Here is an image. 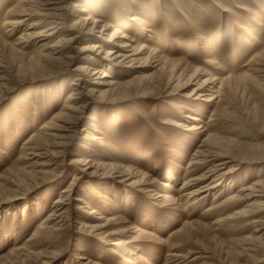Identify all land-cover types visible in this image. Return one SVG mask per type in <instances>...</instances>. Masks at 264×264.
<instances>
[{
	"label": "rangeland",
	"instance_id": "obj_1",
	"mask_svg": "<svg viewBox=\"0 0 264 264\" xmlns=\"http://www.w3.org/2000/svg\"><path fill=\"white\" fill-rule=\"evenodd\" d=\"M16 1L0 0V85L5 84L0 88V264H228L231 240L252 234L254 228L245 222L225 220L243 207L228 200L264 177V162L248 158L249 153L261 152L257 150L264 145V63L256 67L261 71L254 68L251 72L248 66L256 55L264 53V0H219L229 10L227 14L208 1L178 0L185 17L168 0H141L156 15L157 36H153L152 46H157L162 56L182 60L220 79L237 78L226 113L212 118L215 107L204 106L202 100L213 91L196 102L181 98L178 80L162 79L163 84L156 85L158 90L146 96L147 84L139 87L137 81L157 72L153 61L134 71L113 69L111 75L119 84L137 80L134 86L126 96L91 100L68 153L59 156L56 165L44 167L50 172L39 177L44 181L28 186H19L15 178L18 170H37L31 161L23 159L26 143L60 112L65 97L57 95L62 89L68 92L76 73L25 74L28 57L39 52L41 44L18 45L29 28L19 27L9 33V27L4 26ZM121 12L114 11L112 19L122 31L142 32L125 22ZM257 13L263 14L261 27L252 23ZM73 21H67L65 28ZM243 27L259 31V38L247 43ZM203 35L213 44L211 50L202 45ZM3 44L10 48L3 49ZM212 56L221 69L206 64ZM82 62L78 59L72 69ZM207 73L194 79L190 89L198 87ZM245 74L253 75V79H241ZM187 114L202 116L204 122L188 120L184 118ZM94 116L106 144L85 149L83 130ZM194 123L208 125L209 134L217 136L220 147L237 157L239 166L210 194L191 200L183 197L180 204L163 202L162 194L177 196L185 182L206 171L203 166H190L205 139L204 135L184 131ZM89 156L110 166L99 168L96 176L88 178L70 164L75 158ZM116 167L141 174L121 176ZM69 186L68 213L63 218H51L61 191ZM197 187L193 183L181 192ZM77 198L85 199L88 207L74 200ZM91 210L105 219L96 220L98 215L91 216ZM223 219L227 222L214 225ZM79 222L89 228L84 229ZM182 229L183 234H178ZM173 251L182 255L174 263L168 256ZM76 254L88 260H74Z\"/></svg>",
	"mask_w": 264,
	"mask_h": 264
},
{
	"label": "bare ground",
	"instance_id": "obj_2",
	"mask_svg": "<svg viewBox=\"0 0 264 264\" xmlns=\"http://www.w3.org/2000/svg\"><path fill=\"white\" fill-rule=\"evenodd\" d=\"M72 1L73 0H17L12 4L11 9L7 13V21L4 26L9 27V33L14 32L19 27L29 28V30H25V33L19 38L18 45L26 42L37 45L41 44V50L36 52L32 57H28L29 61L28 63L26 62V67L24 66L25 74L30 73L31 76H36L55 73L65 75L73 71L76 73L74 82L68 92L65 94L64 89H62L57 95L58 98L65 97V104L62 105L60 112L55 115L51 121L42 125L39 132L27 141L26 147L24 148L25 155L23 159L31 161V166H35L36 168L34 167V169L37 170H18L15 174V178L19 186H28L27 183L30 182L35 184L37 181H44L45 179L42 180L41 178L39 179V177H45V175L50 174L44 167L56 165L55 160L59 158V156L68 153V146L72 143L78 132L86 109L91 106L92 103L89 104L91 100H105L110 97L127 95V91H130L129 89L134 86L137 80L134 82L130 81L124 85L119 84L111 75L113 69L118 68L121 70L127 69L134 71L137 66L140 67L144 63L153 61V63L157 64L155 65L157 72L151 76L141 77V80L137 81L139 87H143L147 84L144 87L146 96L149 92L158 90V86L156 87V85H162V79H166L168 82L178 80L180 83L181 98L194 102L200 101L205 93L213 91L212 94L205 96L202 100L205 104L204 106L208 108L215 107L212 118L220 117L226 113V102L236 90V84H234V82L237 78L234 76L220 79L209 71L207 73V71L205 72L200 69L192 68L190 64H185L182 60H170L162 56V53L158 51V47L152 46V44H155V38L153 36H157L155 26V23H157L155 21L156 15L148 7L149 5H146L147 3L145 1ZM168 1H170L175 9L180 11L182 16L185 17L179 8L178 0ZM193 1L199 4L208 1L220 8L222 13H229L227 7L219 0ZM116 10L122 11L121 13L124 14L125 22L133 27H140L142 29L140 31L142 32L137 31V33H135L136 30L133 32L122 31L121 26L116 25L112 19L115 18V13L113 12ZM73 12L75 13L72 14ZM162 15L165 16V18L168 17L165 13H162ZM262 15L261 13L255 15L252 21L254 26L261 27ZM69 20L74 21L68 28H65ZM243 31L245 34L242 36L247 43L251 41V38L256 40L260 36L259 31H253L250 27H243ZM202 43V45L211 50V45L213 44L210 43L209 37L203 35ZM5 45L3 49L6 47L10 48V46L5 47ZM15 46H17V43ZM244 47L243 45V48ZM19 52L21 51L19 50ZM255 57L256 58L248 65L251 67V72L254 68L257 69L256 67H261V62L264 63V53H260ZM23 59L25 60L24 57ZM78 59L83 62L80 63L78 67L72 69V65ZM206 64L214 66L215 69L220 68V63L214 56L208 58ZM257 71L261 70L258 68ZM206 73L208 77L202 79L198 87L191 90L190 87L194 79H198L201 74ZM250 74H245L240 78L250 81L253 79V75L250 76ZM4 77L5 76H3V78ZM91 77H94V81H91ZM4 79H6V77ZM158 80L160 81L156 82ZM165 84L167 85V83ZM4 85H0V88L1 86L4 88ZM63 94L65 95L63 96ZM88 104L89 106H87ZM184 118L197 123L204 122L202 116L187 114ZM212 118L210 121H212ZM89 122L92 124H87V127L83 130V147L86 149L94 146H105L106 143L104 138L101 137L100 128L95 124L97 122L95 116L91 117ZM176 127L183 128V125H178ZM185 128L184 131L188 134L205 136L203 144L196 152L195 158L190 166H203L206 168V171L199 177L185 182L177 196L171 197L169 194H162L161 197L163 202L180 204L183 197H187L188 200H191L197 196L210 194L220 188L225 180L228 178L230 179L236 172V167L239 166V163L237 164V157L231 154L230 150L227 148L220 147L217 136L211 133L209 134L208 125L206 127L202 124L194 123L185 126ZM48 147L55 150L51 152ZM257 151V153L254 152L255 154H248L249 160L264 162V145ZM90 158H92V156L85 159L83 157L79 159L75 158L70 164H74L77 170H82L81 172L88 178L96 176L99 168L101 170V168L110 166L96 161V158ZM116 169L115 172L121 176L141 174L140 172H132L130 169H121V167H116ZM193 183L196 185L198 184V187L188 193L182 194L181 191L185 190ZM235 185H232V189ZM1 191L0 189V192ZM71 195V186L61 191L60 197L55 202V208H53L54 213L50 216L51 218H63L68 213L67 202L70 200ZM74 200L78 201V203L86 204L88 207V203L85 199L77 198ZM228 202L239 203L240 206L243 207L225 220L238 221L236 223L245 222L246 225L254 227L252 234L243 235L240 238L231 240L230 254H228L230 262L228 264H261L262 258L264 257V177H262L261 180H256V182L241 188L235 195L230 197ZM27 208L28 206H26L24 210ZM89 214L91 216L98 215L96 220L105 219L104 216L100 215L96 210H91ZM225 220L218 221L214 225L220 226L222 222H227ZM78 224L82 225L80 222ZM190 225V227H195L196 224ZM82 227H84V229L89 228V226L86 225H82ZM90 228L94 229L95 227L93 226ZM177 233L182 235L183 229ZM119 244L121 243L119 242L115 245L120 246ZM168 256L170 257L169 261H172V263L182 258V255L176 251H173ZM73 258L74 260H88L77 254ZM91 263L92 261H89V264Z\"/></svg>",
	"mask_w": 264,
	"mask_h": 264
}]
</instances>
